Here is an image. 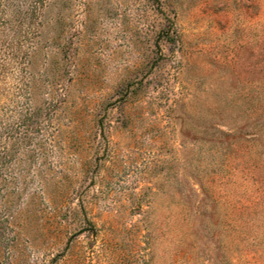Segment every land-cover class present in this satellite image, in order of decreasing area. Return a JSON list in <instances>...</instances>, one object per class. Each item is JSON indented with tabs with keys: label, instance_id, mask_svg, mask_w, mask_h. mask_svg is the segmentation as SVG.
<instances>
[{
	"label": "rangeland",
	"instance_id": "rangeland-1",
	"mask_svg": "<svg viewBox=\"0 0 264 264\" xmlns=\"http://www.w3.org/2000/svg\"><path fill=\"white\" fill-rule=\"evenodd\" d=\"M0 264H264V0H0Z\"/></svg>",
	"mask_w": 264,
	"mask_h": 264
}]
</instances>
